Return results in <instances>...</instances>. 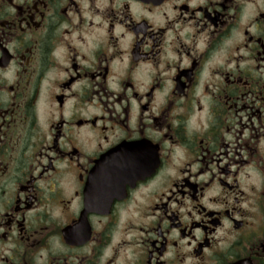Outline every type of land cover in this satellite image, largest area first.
<instances>
[{"label": "flooded vegetation", "instance_id": "1", "mask_svg": "<svg viewBox=\"0 0 264 264\" xmlns=\"http://www.w3.org/2000/svg\"><path fill=\"white\" fill-rule=\"evenodd\" d=\"M0 264H264V0H0Z\"/></svg>", "mask_w": 264, "mask_h": 264}]
</instances>
